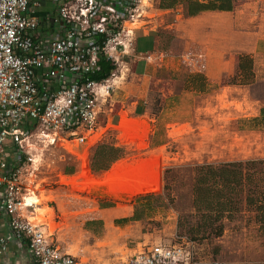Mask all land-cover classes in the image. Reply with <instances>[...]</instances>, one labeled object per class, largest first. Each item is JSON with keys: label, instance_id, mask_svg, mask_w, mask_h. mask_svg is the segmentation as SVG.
Segmentation results:
<instances>
[{"label": "rangeland", "instance_id": "obj_1", "mask_svg": "<svg viewBox=\"0 0 264 264\" xmlns=\"http://www.w3.org/2000/svg\"><path fill=\"white\" fill-rule=\"evenodd\" d=\"M140 1L138 13L146 22L140 25L145 29L136 30L129 44L122 36L127 48L116 57L118 78L108 79L109 96L99 101L100 140L88 149L77 143L56 140L51 144L33 138L27 155L36 161L30 178L35 193L28 201L38 202L35 213L51 232L57 228V218L66 213L76 237L89 219L105 213L126 215L123 223L122 218H114V225L128 227L108 234L103 241L107 247H96L102 250L98 260L111 259L110 264H123L137 251L159 244L188 250L187 264H264V234L256 212L245 202L247 188L234 197L236 212L231 217L214 220L212 212L206 223L205 212L194 204L197 172L193 170L264 161V123L260 119L264 104L243 91L249 82L240 73L208 80L197 58L198 54L204 57V51L187 44L180 33L182 9L186 15L184 3ZM148 56H152L150 63ZM102 143L125 151L122 164L107 174L91 171L88 161ZM149 155L154 161L128 168L133 159ZM261 168L244 171L255 170L264 181ZM119 171L122 190H130L132 177L145 175V182L136 184L144 193H114L121 190L113 183ZM105 209L108 211L102 213ZM219 227L222 233L216 237L214 231ZM98 234L94 236L100 238ZM122 239L126 242L124 254ZM87 244L88 237H82L80 245Z\"/></svg>", "mask_w": 264, "mask_h": 264}, {"label": "built area", "instance_id": "obj_2", "mask_svg": "<svg viewBox=\"0 0 264 264\" xmlns=\"http://www.w3.org/2000/svg\"><path fill=\"white\" fill-rule=\"evenodd\" d=\"M36 1L0 0V228L26 241L36 264H81L61 251L36 204L28 203L36 161L27 150L33 138L91 147L100 140L99 101L109 96L108 79L118 77L115 70L108 79L91 77L101 58L114 66L127 48L123 39L129 44L146 22L138 13L140 0H58L63 32L39 42L38 22L28 15ZM197 58L205 69L202 55ZM7 245L0 235V257ZM189 258L182 246L159 244L123 264H187Z\"/></svg>", "mask_w": 264, "mask_h": 264}, {"label": "crops", "instance_id": "obj_3", "mask_svg": "<svg viewBox=\"0 0 264 264\" xmlns=\"http://www.w3.org/2000/svg\"><path fill=\"white\" fill-rule=\"evenodd\" d=\"M36 2L37 6L31 5L28 15L38 22L37 40L42 42L57 38L63 32L58 17L59 1L37 0ZM181 14L183 21H180V33L184 34L183 40L187 44L189 42L195 45L196 49L204 51L203 63L208 80H217L223 75L232 76L234 73H239L240 57L249 56L253 60L254 80L247 86H243V91H246L251 99L255 97L256 101H261L264 104V0H243L239 2L235 0L234 9L231 12H203L196 17H188L184 15L182 9ZM197 74L205 76L202 73ZM250 98L248 97L252 101ZM114 127L116 128L115 125ZM87 147L91 149L94 146L88 145ZM122 161L124 160L121 159L114 163L110 170L103 174L109 173L114 166L122 164ZM142 161L152 162L154 160L151 155L142 159H133L128 164V168L136 167ZM120 172L116 173L117 176L114 178L116 180L113 183L114 186L118 185L121 190L114 191V193L121 192L122 194V192H126V196L144 193L137 190L136 184L142 181L145 182V175L138 178L132 177L130 179L134 181L130 183L133 185L132 188L130 185V190L125 188L122 190V173ZM142 191L144 190L142 189ZM35 208L38 211L37 205ZM107 211V209L102 210V213ZM120 215L105 213L99 219H89L85 229L81 230L78 237H76L73 234V223L70 222L66 213H61V217L57 218L59 221L54 223L57 228L54 230L52 237H54L55 244L63 253L77 258L81 264H110L111 259L98 260L97 254L102 253V250L97 251L96 247H107L108 244L103 243V241L107 239L108 234L117 231L121 227L122 230L128 227L126 224L114 225V218L116 220L122 218V223L123 219L127 218L123 213L122 216ZM99 230L103 232L102 236L97 233ZM97 234L101 237L94 236ZM0 235L8 241L7 252L0 257V264H36L28 250L26 241H17L11 238L8 229L5 227L0 228ZM84 236L88 237V244L81 246L80 243ZM125 246L126 242L122 239V254L125 253Z\"/></svg>", "mask_w": 264, "mask_h": 264}, {"label": "trees", "instance_id": "obj_4", "mask_svg": "<svg viewBox=\"0 0 264 264\" xmlns=\"http://www.w3.org/2000/svg\"><path fill=\"white\" fill-rule=\"evenodd\" d=\"M172 6L185 4L186 15L196 17L203 12H231L234 9V0H171ZM171 6V7H172ZM115 67L104 58L99 62L98 71L91 77L92 80L101 81L108 79ZM238 70L241 78H246L250 83L254 80L253 60L249 56H241ZM260 119L264 123V108L260 112ZM123 148L113 144H99L95 147L90 158V170L94 173H105L114 163L123 159ZM251 167L264 171V161H247L245 163H228L219 166H198L193 170L197 172V187L195 190L194 204L202 209L206 217V223L211 221V214H216L214 220H220L223 216L231 217L235 212L238 194L244 193L247 188L245 202L249 208L257 214L260 231L264 234V181L258 179V172L244 171ZM251 172V173H250ZM262 182V185L259 183ZM227 217V218H228ZM135 218V215L132 217ZM137 221V219H134ZM218 237L222 233V227L214 231Z\"/></svg>", "mask_w": 264, "mask_h": 264}, {"label": "bare ground", "instance_id": "obj_5", "mask_svg": "<svg viewBox=\"0 0 264 264\" xmlns=\"http://www.w3.org/2000/svg\"><path fill=\"white\" fill-rule=\"evenodd\" d=\"M28 203L38 204V202L36 200H34V201H28Z\"/></svg>", "mask_w": 264, "mask_h": 264}]
</instances>
